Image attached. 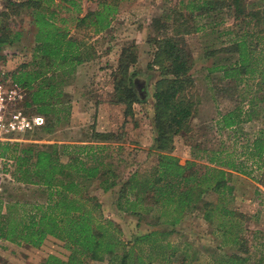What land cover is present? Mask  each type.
<instances>
[{"label": "rangeland", "instance_id": "obj_1", "mask_svg": "<svg viewBox=\"0 0 264 264\" xmlns=\"http://www.w3.org/2000/svg\"><path fill=\"white\" fill-rule=\"evenodd\" d=\"M188 1L193 0L123 2L110 28L100 35H93L90 29L84 27L75 30V21L71 20L96 10L94 3L82 0L79 13L64 9L59 11L62 17L69 19V37L81 43L85 59L81 65L74 67L71 75L61 77L56 74L58 96L46 106L50 112L44 115L45 128L26 134L21 143L55 151L62 158L71 153L79 154L78 149L82 147L97 148V153L91 158L89 155L80 157L88 167L99 164L106 176L81 181L84 184L81 192L100 205L103 217L119 229L121 240L128 242L129 246L118 249L113 258L105 256L102 261L91 264L118 263L123 251L129 247L133 248V255L140 256L145 263L149 261V264H222L224 259L238 251L233 246L222 244L221 235L216 231L219 215H214L212 222L203 220L204 203H219L244 215L243 236L247 239L248 253L241 257L247 258L244 264H264V158L258 160L251 157L250 150L245 148L264 129V112L258 111L249 118L244 116L252 92L257 88L254 85L257 80L245 76L237 81L224 79L218 68L236 61V54L223 50L231 48L241 28L239 21L233 19L227 8L192 19L188 14ZM5 3L6 0H0V13L5 11ZM244 4L248 8L264 9V0H244ZM172 10L177 13L169 20V29L165 31L164 22L160 19L165 15L171 16ZM8 20L14 31L22 33L17 43L0 49V80L11 82V74L21 66L33 69L31 50L34 29L30 16L24 13ZM174 21H177L176 24ZM179 25L182 32L190 29L188 34H182V39L191 58L190 76L194 83L189 94L196 106L187 124L188 131L159 141L152 96L162 77L159 68L154 65L156 46L149 40L156 33L158 36L154 38L170 35ZM260 44H264V37ZM129 48L136 55L129 75L135 74L132 85L139 101L132 104V116L124 117L123 106L115 103L114 79L119 78L121 52ZM255 104L264 106V87L257 93ZM236 109L241 111V118L247 120L233 129H219L220 115ZM100 134L108 138L103 142ZM215 152L220 153L222 161H233L238 169H224L231 191L207 193L196 209L187 213L175 227L155 226L153 223L159 213L154 209L142 207L141 213L145 214L140 216L117 210L120 187L128 181L133 185L139 182L135 192L142 195L143 189L156 175L160 155L174 157L181 164L188 161L194 163L196 169H204L216 167L208 162ZM4 153L11 157L17 154L13 148ZM104 179H107L106 183L102 182ZM4 190L6 199L32 202L46 199V192L37 186L14 184L5 186ZM172 229L176 233L168 235ZM148 231L166 233L160 239L163 248H157L152 241L133 243L138 233L142 235ZM68 255L63 244L50 237L39 249L6 242L0 244V264H44L48 256L67 261Z\"/></svg>", "mask_w": 264, "mask_h": 264}, {"label": "trees", "instance_id": "obj_2", "mask_svg": "<svg viewBox=\"0 0 264 264\" xmlns=\"http://www.w3.org/2000/svg\"><path fill=\"white\" fill-rule=\"evenodd\" d=\"M81 1L57 0L56 3L55 0H6L5 11L0 13V49L14 45L22 36L21 31H14L9 25L8 19L21 13L31 18L34 29V45L31 50L33 69L21 66L11 74L10 79L11 83L26 92L25 107L44 118L50 112L46 106L58 96L56 74L61 77L71 75L74 67L81 65L85 59L81 43L69 37V19L59 13L63 9L79 13ZM84 1L94 3L97 9L71 18L75 21L73 28L77 30L84 27L90 29L93 35H100L110 28L119 5L132 0ZM188 6L187 13L192 19L227 8L233 19L239 21L241 28L232 45L230 44L231 48L223 50L236 54V61L218 68L224 79L237 81L241 76L256 79L254 85L257 88L252 92L244 116L249 118L258 111L264 112V106L255 104L257 93L264 87V44H260L264 37V9L248 8L244 0H193ZM171 13V16L165 15L160 19L164 22L162 25L165 31L169 29V20L177 12L172 10ZM180 27L181 25L172 34L161 38H154L158 36L156 33L149 40L150 44L156 46L154 65L159 68L162 77L152 96L159 141L188 131L187 124L192 119L196 106L189 94L194 83L190 76L191 58L182 39V34H188L190 29L182 32ZM135 62L136 55L132 48L122 50L118 66L119 78L114 79V93L115 103L123 106L124 117L132 116V104L139 101L132 85L135 74L129 75V68ZM241 114L236 109L220 115L217 126L219 129H233L247 120L242 119ZM99 137L102 141L108 138L102 134ZM245 148L250 150L251 157L258 160L264 158V129ZM7 150L9 147H3V153ZM15 151V184L40 187L46 192V199L43 202L6 199L3 190L0 193V244L6 242L39 249L48 237L61 242L69 252L67 261L48 256L44 264H91L102 261L105 256L113 258L118 249L129 246L128 242L121 240L119 229L103 217L100 205L93 199L84 197L81 192L83 182L106 176V172H101L99 164L88 167L80 157L89 155L91 158L97 153V148L82 147L78 149L79 154L71 153L63 158L55 151L36 149L35 145L16 146L13 147V152ZM219 156L220 153L215 152L214 157L208 161L215 168L196 169L194 163L186 161L181 164L174 157L160 155L156 175L143 189L142 195L135 192L139 182L133 185L128 181L120 187L116 199L117 210L140 216L145 214L141 213L142 207L154 209L159 213L153 223L155 226L175 227L187 213L196 209L207 193L222 194L231 191L224 169H238L233 161H222ZM106 180L102 182L106 183ZM203 210V220L207 222H212L214 215H219L220 222L216 231L221 235L222 244L237 248L238 253L224 259L222 264L247 262L246 257H241L248 253L247 239L243 236L244 215L219 203H204ZM169 232L168 235L176 233L174 229ZM165 236L166 233L161 231H148L142 235L138 233L133 243L152 241L157 248H163L160 239ZM132 249L129 247L123 251L119 262L115 264H149V261L145 263L140 256L133 255Z\"/></svg>", "mask_w": 264, "mask_h": 264}, {"label": "built area", "instance_id": "obj_3", "mask_svg": "<svg viewBox=\"0 0 264 264\" xmlns=\"http://www.w3.org/2000/svg\"><path fill=\"white\" fill-rule=\"evenodd\" d=\"M25 99L23 89L0 80V193L5 186L15 184V160L3 153V147L21 146L26 134L40 131L46 124L42 115L25 107Z\"/></svg>", "mask_w": 264, "mask_h": 264}, {"label": "crops", "instance_id": "obj_4", "mask_svg": "<svg viewBox=\"0 0 264 264\" xmlns=\"http://www.w3.org/2000/svg\"><path fill=\"white\" fill-rule=\"evenodd\" d=\"M189 2V1H188ZM190 3V2H189Z\"/></svg>", "mask_w": 264, "mask_h": 264}]
</instances>
